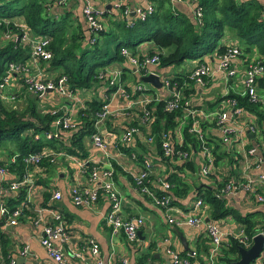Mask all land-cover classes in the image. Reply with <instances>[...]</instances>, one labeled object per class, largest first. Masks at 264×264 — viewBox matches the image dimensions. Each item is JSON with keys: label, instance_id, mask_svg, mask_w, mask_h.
I'll use <instances>...</instances> for the list:
<instances>
[{"label": "crops", "instance_id": "obj_1", "mask_svg": "<svg viewBox=\"0 0 264 264\" xmlns=\"http://www.w3.org/2000/svg\"><path fill=\"white\" fill-rule=\"evenodd\" d=\"M41 1L45 10L52 13L61 10L67 11L71 14L74 25H80L86 29L87 22L83 15V6L86 0H67L63 6H58L56 0ZM170 1L180 12L189 17H194L193 11L196 0ZM259 1L264 5V0ZM89 2L96 11L102 13V15L100 14L101 17L107 13L106 21L104 20L106 28L110 27L109 20L119 19L122 9L127 7L133 11L135 8H145L148 4H153L152 0H89ZM262 15H264V11ZM129 18L133 19L137 16L131 12ZM13 20L14 25L21 30L29 29L30 34L41 35L33 33L22 22V16H16L13 19L4 20V22L8 23ZM7 38L5 32L1 39L7 42ZM22 43H26L30 51L29 44L27 42ZM220 44L243 47L230 30H226ZM153 48V44L146 41L134 49L130 48V50L136 52L137 55H144ZM240 56L233 59L231 64L237 71L236 78L230 81L232 90L236 93L243 91L242 76L250 58H258L257 54L253 52H242V56ZM204 60L216 64L217 52L214 51L204 57ZM195 62L186 61L178 65L176 69H174L175 66L159 69L156 66H151L150 70L156 72L161 80L177 73L187 72L188 74ZM17 64L20 65L19 62ZM26 64L30 74L40 75L46 79L57 78L60 72V69L53 68L44 61H31L28 58ZM133 68L126 60L114 61L107 66L106 72L109 76H116V73H118V77L124 75L123 85L130 91L133 90L142 76L135 73ZM222 82V77L216 74L207 89H199L201 93L194 96L193 101L201 102L205 99L211 100L224 95ZM147 85L152 90L149 96L157 101L169 95L165 86L156 89L150 84ZM66 86L69 94H60L56 90H48L43 95H37L28 91L18 74H14L10 85L5 88L6 99L2 100L8 106L18 110L24 109L30 102H33L42 113L61 110L63 113H71L74 121H76L79 109H86L87 102L101 99L104 101L103 103L108 104L111 111L109 117L98 129L107 142V153L105 155L103 150L95 145L91 135H85L82 138V147H75V151L78 150L79 154H67L61 148V144L55 141L52 144L54 148L47 146L43 149L42 152L49 157L47 166L41 168L31 165L30 170H27L26 176L29 183L24 186L22 199L14 205V209L21 207V215L17 223L9 224L7 219L5 220L0 216V234L4 235L3 239L8 241L6 245L7 256L3 255L0 247V264H8L11 261H14L15 264H178L174 263V255L186 259L188 264H214L216 256L211 254L213 246L206 232L205 226L207 224H214L219 227L223 234L224 243H229L230 239L238 240L239 237H247L246 242L241 243L243 245L241 247L244 248H249L253 244V237L258 233L264 235V203L258 202L255 198V193L258 190L255 188L258 187L256 180L260 175H264V132L262 133L257 125L256 118L245 115L251 122H254L255 132L248 133V129H244L243 133L235 134L230 142L221 143L216 153L210 154V164L206 162L208 155L202 151V146L208 145L204 140V132L201 131L202 129L200 130L203 136L196 138L202 145L200 144L201 146H197L190 152L194 157L193 160L196 161L195 171L180 172V175L191 185V189L185 197L176 196L172 208L166 210L155 205L147 195L135 190L130 179L132 174L140 169V165L131 158V152L136 151L143 154L149 150L147 154H144L149 155L155 147L153 144L145 145L141 141L144 130L139 139L141 144L145 145L146 150L136 146L135 142L134 149L130 153H124L119 148L122 145L119 142H122L120 140L125 127L138 118L139 106L133 105L127 108V101L121 94L117 90L115 92L108 91L104 84L96 88H76L75 90H72L68 85ZM220 108L223 111L230 109L225 100ZM137 110L138 112H136ZM212 111L209 110V112ZM187 117L192 119L191 115L185 113V117L178 121L173 136H171L176 146H181L184 142L183 129L188 123ZM201 122L205 123V131L211 132L210 136H220L218 131L210 126L214 122L212 117H206ZM240 123L245 126L242 118ZM79 127L65 131L58 137L63 136L62 138L67 139ZM50 130L52 132L57 131L54 122L51 123ZM149 130L151 131V128ZM38 137L48 142L54 140L53 138L47 139L45 132L39 133ZM215 147L216 145L212 143L211 148ZM250 149H254V152L249 153ZM177 150L179 153H185L186 156L176 154L177 158H172L174 161L170 160V164L155 163L153 175L157 176L156 178L166 180L169 173L175 171L176 164L188 160L187 152L181 149ZM8 152V150L1 149L0 158L8 161ZM85 163H91L103 169H112L113 180L120 194V215L123 218L140 217L143 219L134 241L127 240L123 231L114 232L109 223L106 222L105 215L109 209V200L104 195L99 197L94 206L75 205L72 201L71 189L73 187L91 185L89 171L86 170ZM115 164L120 171H116ZM206 165H209L210 168L204 175L202 169ZM16 178L17 175L13 172L9 173V171L4 176L0 175V206L3 202H8L10 193H13L4 191L5 183L15 181ZM227 181H234L238 186L236 191L223 195L222 199L226 207L233 210L236 215L257 214L254 218L256 221L254 228L257 232L254 235L246 236V226L233 214L218 220L211 219V207L203 200L204 205L199 210L198 215L203 218L204 226L193 227L189 224L175 225L168 222L169 216L185 217L196 214L193 206L199 198L196 197L197 192L207 188L218 191ZM157 187L159 188V185ZM55 190L61 194L59 200L53 197ZM47 225H60L63 229L61 240L56 241V244L61 247L63 262H57L50 256L41 242L44 236L43 228ZM89 240H93L99 246V252L96 255H92L90 252ZM24 250L25 252H23ZM168 250L173 251V253L168 252ZM251 264H264V248L259 257Z\"/></svg>", "mask_w": 264, "mask_h": 264}, {"label": "trees", "instance_id": "obj_2", "mask_svg": "<svg viewBox=\"0 0 264 264\" xmlns=\"http://www.w3.org/2000/svg\"><path fill=\"white\" fill-rule=\"evenodd\" d=\"M154 10L148 14L144 20L139 18L130 19L129 15L121 14L119 19L115 21L109 20L110 27L105 26V16L101 17L103 21V28L92 31L88 26L83 29L80 25H74L71 19V14L67 11L61 10L52 13L45 10V6L41 0H0V83L6 75L9 63L19 62L18 76L22 79L23 75L21 67H24L26 60L29 58L28 45L19 40L22 30L14 25V20L5 23L4 20L13 19L14 17L22 16V22L30 28L33 33L46 35L50 38L49 49L52 52V59L48 62L49 66L60 69L57 76H65L66 84L72 90L76 88H92L105 85L108 91H116L119 85H123V76H119V80L115 84H110L111 77L106 72L107 66L114 61H124L125 58L120 54L122 47L134 49L142 42H151L154 48L144 55H138L139 61L144 57H152L157 55L159 60L156 67L169 68L178 66L186 61H196L190 70L196 65L205 62L204 57L217 52V56L223 55L228 46L220 44V40L225 36L226 30L232 31L234 37L242 43L241 52L256 53L258 58H250L254 63H259L264 67V5L259 0H196L194 13L200 9L201 16L198 18L189 17L185 13L180 12L171 3L170 0H152ZM105 20V21H104ZM10 31V32H8ZM9 33L10 38L7 42L1 39L4 33ZM92 37L96 40L92 42ZM135 54H137L135 52ZM242 56V54H241ZM240 56V57H241ZM218 58V57H217ZM207 62V61H206ZM248 65V63H247ZM21 70V71H20ZM139 75L148 73V69L140 68ZM188 72V73H189ZM187 72L177 73L170 79L172 84H175L176 89L181 93V100L176 109L166 110L164 103L171 98L167 96L161 98L159 101H152L147 105V109L151 112L149 128L140 123L139 118L127 124L136 125L139 127V132L134 135L132 144L119 142L122 144L119 148L124 153L133 151L134 146L141 147L146 150L145 145L153 144L154 150L147 155L148 158L155 163L170 164V160L176 157L165 156L162 149V141L164 135L169 139L174 150L181 149L187 152L189 158L179 164H176L175 171L169 173L166 181L171 183L168 195L171 199V204L175 203L177 197H185L191 189V185L180 172L195 171L196 164L190 152L199 146L200 141L196 138V134L191 130L193 126V118H186L188 123L184 126L183 136L184 142L181 146H176L171 139L173 131L181 118L185 117L187 109H200L205 112L209 110H221L222 102L228 99L235 102V107L241 109V115L234 114L229 111V115H233L231 122H238L247 115L248 117L256 118V123L262 133L264 132V105L261 102H253L245 93L244 86L242 92H234L230 81L223 85L224 95L211 100L193 101V97L200 95V88L207 89L212 80L209 79L204 87L187 79ZM138 83H143L138 81ZM258 87L264 90V76L257 79ZM126 91L132 98L139 94L134 90ZM152 92V90H148ZM101 99H94L87 102L86 109H79L77 112V119L74 128L79 129L74 131L71 137L65 139L60 137H53L52 142L44 141L38 137L39 133L49 132L51 123L63 115L61 110L54 113L52 111L42 113L37 109L36 104H30L22 110L8 106L0 98V150H8V161L0 158V166L8 169L9 173L17 175L15 181L21 180L27 170H30L31 165L41 168L47 166L49 157L42 151L45 147L50 146L54 148L53 141L60 143L61 148L67 154H79L75 147H82V138L85 135H92L97 130L95 129V121L97 113L101 111L105 104ZM185 102H188L187 104ZM107 104V103H106ZM138 112V110L136 111ZM141 115V111L138 115ZM109 117V116H108ZM207 125V123H206ZM125 127V129L127 128ZM212 128L217 130L215 122L210 124ZM200 130L204 132V140L210 149V154L216 153L217 148L221 143H225L223 136H210L211 132L205 131V123L200 121ZM70 128V129H74ZM69 129V130H70ZM144 130V136L141 137ZM62 135V134H60ZM145 144H141L139 139ZM151 137V143L147 142V138ZM232 138L235 137L233 133ZM224 140V141H223ZM4 142L8 144H4ZM135 142V144H134ZM230 142V141H228ZM118 143V144H119ZM216 145L211 148V144ZM200 145V146H201ZM136 152V151H135ZM135 152H131L135 153ZM148 153L149 150H146ZM147 153L136 152V162L140 164L143 160V155ZM38 154L40 159L38 163L25 161L24 158L31 155ZM217 155V154H216ZM12 156L16 159L14 162L9 161ZM173 158V159H172ZM174 161V160H173ZM93 164L85 163L87 171H91ZM174 167L173 165H170ZM116 167V171L120 169ZM155 175L150 174L144 181V185L151 189L158 190L153 185ZM132 185L136 183L133 177H130ZM12 182V181H11ZM11 182H6V186ZM21 187L18 191H11L8 202H3L6 206L7 213L1 218L7 219L8 215L13 211L14 205L23 197V190ZM204 189V188H203ZM220 189V188H219ZM19 195L17 196V193ZM158 192H160L158 190ZM219 190L207 188L199 190L196 197L201 198L205 203L211 207L210 217L213 220L224 218L233 214L246 227V236L251 237L257 230L254 228L256 221L254 220L257 214H248L245 216L236 215L233 210L226 207L222 197H219ZM100 192V196H102ZM177 196V197H176ZM99 200V199H98ZM264 220V218H263ZM0 247L3 255L7 256L6 245L7 240L3 239L4 235L0 234ZM243 246L239 240L230 239L229 243H221L219 251L215 254L216 258L214 264H234L239 259V247Z\"/></svg>", "mask_w": 264, "mask_h": 264}, {"label": "built area", "instance_id": "obj_3", "mask_svg": "<svg viewBox=\"0 0 264 264\" xmlns=\"http://www.w3.org/2000/svg\"><path fill=\"white\" fill-rule=\"evenodd\" d=\"M67 0H56L58 6H63ZM118 8V7H117ZM154 10L153 5L150 3L145 8H135L133 11L128 9L127 7L122 10V14L130 15L131 12L135 13L137 18L144 20L148 14H151ZM101 12L96 11L89 0H86L83 6V15L86 19L87 26L92 30L96 31L98 29L103 28V21L101 19ZM195 17L198 18L201 16L200 9L194 13ZM25 26V25H24ZM6 37L10 38L11 35L6 33ZM19 40L22 42H27L30 47L29 58L31 61H44L49 62L52 59V52L49 49L50 38L46 35H33L30 34L29 29L22 30V34L19 36ZM96 40V37H92V42ZM120 54L125 58V60L134 68L135 73H139L140 68L148 69V73L157 74L154 71L150 70L151 66H156L158 64V56L153 55L152 57H144L139 61V57L135 52L131 51L127 47H122ZM242 54L241 47L238 46H230L223 55H218L216 64L212 62H203L200 64H196L188 73L187 79L197 83L198 85L204 87L209 79L219 74L222 77L223 85L227 84L233 78H236L237 71L232 67L233 59L239 57ZM18 64L9 63L8 70L6 75L3 77L0 83V98L6 99V91L5 88L10 85L11 80L13 79V75L17 74L19 70ZM22 70L23 75V84L27 88L28 91L35 93L37 95H43L48 90H56L60 94H69L67 90L66 77L60 76L54 79H46L40 75H34L29 73V67L27 64H24V67L20 68ZM20 70V71H21ZM19 72V71H18ZM145 74V75H147ZM158 75V74H157ZM174 76V75H173ZM264 76V67L259 63H254L252 60L248 63L246 70L242 76V83L244 86L245 93L249 96V99L253 102H261L264 105V90L263 88L258 87L257 79L259 77ZM172 76H166L161 79L163 86L167 88L169 91V96L171 98L167 100L164 105L166 110L176 109L179 105V102L182 98L181 93L176 89L175 84L170 82ZM119 80L118 73L116 76L111 77L110 84H115ZM151 89L149 85L145 83L135 84L133 90L138 92L137 97L132 98L131 95L126 91L124 86L119 85L117 91L121 94V96L127 101V108H130L133 105H138L141 111V115H138L140 123L145 125L149 130V121L151 112L147 109V105L155 100L151 98L150 92L148 90ZM13 98V97H11ZM157 101V100H155ZM186 104L188 102H185ZM228 103L230 109L228 111L223 110H215L212 112H205L200 109H187L186 113L191 115L193 118V126L191 130L197 135L198 138H202V132L199 129V123L202 119L206 117H212L217 126V131L220 135L223 136L225 141H231V135L237 133H243L244 129H248V133L255 132L254 122H251L248 118L244 117L243 121L245 126L238 122H231L233 119V115H229L228 112L232 111L234 114L243 116L241 109L235 107V102L233 100L228 99L226 101ZM55 111H53L54 113ZM111 114V111L108 107V104H104L102 106L101 111H99L96 115L95 121V129L97 130L95 133L91 135V138L95 145L103 150L104 154L107 153V142L104 140L100 132L98 131L99 127L102 126L107 117ZM54 125L57 127V131L53 133L45 132V137L47 139L58 137L65 131H68L71 127L74 128L75 121L73 119L72 114H67L66 112L63 115L57 117L54 120ZM258 130V129H257ZM139 132V127L136 125L127 126L125 131L122 134V138L120 141L127 144H132L134 140V135ZM152 138L148 137L147 142L151 143ZM162 149L164 151L165 156H173L178 154L179 156H186L185 153H179L174 150V146L172 142L167 139L166 135H164V139L162 141ZM202 151L208 155L207 164H210L211 158L210 149L208 146L203 145ZM254 149H250L249 153H253ZM131 158L136 160L135 153L130 154ZM16 159L15 156H12L9 161L14 162ZM38 154H31L24 158L25 161H30L33 163L39 162ZM140 169L138 172L132 174V177L136 183L134 189L140 191L141 193L147 195L152 202L166 210L172 208L171 199L168 195V190L171 187V184L166 180L161 178H156L155 176L153 180V185L157 187L159 185L158 190L151 189L150 187L144 185V181L148 178L150 174H154L155 165L148 158L147 155H143V160L139 164ZM207 167V169H206ZM205 168L202 169L203 174L206 175L209 165H206ZM8 173V169L4 166H0V175L4 176ZM89 182L90 186L83 187H73L71 189L72 193V201L75 205H84V206H94L97 204L100 192L109 200V209L105 215V220L112 227V230L115 231H123L125 237L129 241H134L137 237L138 230L143 223V219L138 218H123L120 215V194L115 186L113 180V171L112 169H103L99 168L96 165L93 166L91 171H89ZM258 190L255 193V198L258 202L264 203V175H260L256 180ZM29 180L27 179L26 173L23 178L18 181H12L8 187L4 185V191H18L21 187L27 186ZM237 184L234 181H227L220 189H219V197H222L229 192L236 191ZM53 197L57 200L61 198V194L59 191L55 190ZM204 203L201 198H198L195 201L193 206V210L195 211L192 215H188L185 217H175L169 216L168 222L175 225H183L189 224L193 227H201L204 226V220L199 214V210L202 209ZM0 213L5 215L7 213L6 206L4 203L0 206ZM21 215V207L14 209L7 217L9 224H16L18 218ZM58 218V217H57ZM206 232L208 233L211 241H212V251L211 254L215 255L223 242V234L220 231L219 227L214 224H207L205 226ZM44 236L42 237V244L47 250L48 254L52 256L57 262H63V254L61 247L56 244V241L61 240L63 235V229L59 226H51L47 225L43 228ZM240 243H245L247 237H239ZM89 249L92 255H96L99 252V246L93 240H89L88 242ZM25 252V250L23 251ZM168 252L173 253V251L168 250ZM174 263L178 264H188L186 259H181L178 256L174 255ZM8 264H15L14 261L9 262Z\"/></svg>", "mask_w": 264, "mask_h": 264}, {"label": "water", "instance_id": "obj_4", "mask_svg": "<svg viewBox=\"0 0 264 264\" xmlns=\"http://www.w3.org/2000/svg\"><path fill=\"white\" fill-rule=\"evenodd\" d=\"M140 80L145 84H150L156 89H160L163 83L160 80L159 75L154 73H149L147 75H142ZM250 137L252 135L250 134ZM264 248V235L258 233L253 237V244L249 248L239 247L240 257L234 264H251L256 258L259 257L261 251Z\"/></svg>", "mask_w": 264, "mask_h": 264}, {"label": "rangeland", "instance_id": "obj_5", "mask_svg": "<svg viewBox=\"0 0 264 264\" xmlns=\"http://www.w3.org/2000/svg\"><path fill=\"white\" fill-rule=\"evenodd\" d=\"M1 41V40H0ZM178 66H175V68L174 69H176ZM4 144H8V143H6V142H4ZM5 149V148H4Z\"/></svg>", "mask_w": 264, "mask_h": 264}]
</instances>
